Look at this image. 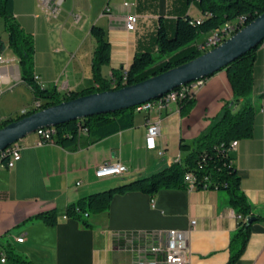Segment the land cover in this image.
<instances>
[{
	"label": "crops",
	"instance_id": "crops-1",
	"mask_svg": "<svg viewBox=\"0 0 264 264\" xmlns=\"http://www.w3.org/2000/svg\"><path fill=\"white\" fill-rule=\"evenodd\" d=\"M53 6L59 8L56 16L40 0H14V15L33 37L34 74L40 76L42 87L61 97L95 85L93 24L105 29L111 44L110 63L102 68L103 76L110 78L114 71L129 68L136 54L155 53L161 18L172 30L180 17H202L199 8L188 6L186 0H60ZM130 15L139 16L135 32L126 28ZM0 37L8 42L3 18ZM17 68L19 61L7 47L0 54V119L22 116L21 111L35 102ZM253 73L251 102L257 110L253 135L239 140L230 154L243 191L261 220L253 223L235 264H264V44L257 49ZM19 87L30 93L29 103L12 97ZM233 102L227 73L221 70L205 80L190 110L183 112L181 104L172 103L161 111L138 112L132 128L99 141L82 133L71 147L39 145L36 133L23 138L17 143L21 160L13 169L0 168V255L10 245L33 264H140L156 260L149 249L166 243L168 231L178 230L187 232V264H227L238 219L224 192L182 187L160 189L152 196L128 192L116 195L105 212L91 215L89 225L65 213L70 203L83 197L150 177L184 159L193 142ZM149 119L160 121L156 148L151 150L146 145ZM184 145L191 148L183 149ZM107 162H121L128 171L120 177L97 178L96 169ZM48 211L56 213L54 223L38 217ZM19 237L24 241L17 242ZM8 259L0 264H19Z\"/></svg>",
	"mask_w": 264,
	"mask_h": 264
},
{
	"label": "trees",
	"instance_id": "trees-1",
	"mask_svg": "<svg viewBox=\"0 0 264 264\" xmlns=\"http://www.w3.org/2000/svg\"><path fill=\"white\" fill-rule=\"evenodd\" d=\"M186 3L188 6L196 5L202 17L200 19H194L190 15L180 17L172 30L161 18L156 30L155 53L145 51L136 54L127 70L114 71L110 78L103 76L102 68L110 63L111 44L105 29L93 24L90 35L96 44L92 58V75L95 85L79 92H70L64 97L55 90L45 89L41 82L35 79L33 37L28 35L16 20L14 0H0V18L4 19L8 34V42L0 37V54L7 47L13 51L19 61L23 82L31 88L35 101H39L41 106L46 108L79 96L118 90L195 59L203 54L198 48L201 36H208L227 25L241 29L264 12L263 0H186ZM258 47L240 56L223 69L227 73L234 102L232 105L224 106L221 118L193 142L192 150L184 159L150 177L72 202L67 206L65 216L89 225L88 218L105 212L116 195L138 191L152 196L160 189L187 188L186 174L193 173L197 179V190L208 189L227 194L228 205L234 210L238 219L237 230L231 238V255L227 262V264H235L245 251L253 223L261 220V217L254 214L253 207L243 191L241 179L229 149L233 141L247 139L253 135L257 110L251 102V95ZM194 99H186L179 103L183 112L193 107ZM34 112L35 110H31L28 115ZM137 113L136 108H130L59 125L56 142L63 147L75 146L82 133H87L94 141L102 140L132 128ZM23 117L25 116L0 119V129ZM182 148L191 147L184 145ZM55 215L54 211H48L39 214L38 217L51 224L55 222ZM6 252L7 257L19 264H33L28 259L17 255L10 245L7 246Z\"/></svg>",
	"mask_w": 264,
	"mask_h": 264
},
{
	"label": "water",
	"instance_id": "water-1",
	"mask_svg": "<svg viewBox=\"0 0 264 264\" xmlns=\"http://www.w3.org/2000/svg\"><path fill=\"white\" fill-rule=\"evenodd\" d=\"M264 42V12L221 45L142 82L118 90L92 93L41 108L0 129V154L40 128L122 111L161 98L166 93L226 68L240 56Z\"/></svg>",
	"mask_w": 264,
	"mask_h": 264
},
{
	"label": "built area",
	"instance_id": "built-area-1",
	"mask_svg": "<svg viewBox=\"0 0 264 264\" xmlns=\"http://www.w3.org/2000/svg\"><path fill=\"white\" fill-rule=\"evenodd\" d=\"M54 3H60V0H40V5L51 14L56 16L59 12V8L53 6ZM264 1V0H263ZM126 7L130 6L129 3L124 4ZM80 19V15L75 16V21L78 22ZM139 22L138 15H130L127 19L126 28L130 32L137 31V25ZM242 29V28H241ZM239 29H235L230 25H227L222 30L214 32L208 36H206L202 41H199L198 48L199 51L205 53L222 43H224L228 38L234 35ZM127 70V69H125ZM17 74L20 75V70L17 68ZM35 79L37 81H41L40 76L35 75ZM205 83L196 84L195 87H189L187 90H181L180 93H177L176 96H170V98H165L163 102H160L158 105H151L149 107H141L136 110L141 113H150L153 110H163L170 107L172 103H180L183 100H188L195 98L196 92L201 89ZM34 103H37L35 101ZM42 107H37L41 109ZM31 111L24 109L21 112V115H26ZM38 136V144L42 145L45 143H57L56 135L57 130H53V127H45L40 128L36 132ZM160 135V121L159 120H147V137H146V145L148 149L156 148V140ZM237 140L233 141L230 145V151L234 150L238 145ZM21 160V148L19 145L13 144L9 146L6 150H4L0 154V168L4 169H13L16 164ZM182 159L178 158L175 162H180ZM128 171L126 165L121 162H107L100 165L95 172L97 178H111V177H120L123 176ZM187 183L188 190H196V176L193 173H187L185 177ZM196 221H192L191 225L194 226ZM24 238H17V242H23ZM151 254L157 257L156 260L142 262L140 264H187L188 263V255H189V247L187 244V232L171 230L167 233L166 243H159V245L153 246L149 249ZM158 256H161L162 259H159ZM7 261V256L5 253H1V263H5Z\"/></svg>",
	"mask_w": 264,
	"mask_h": 264
},
{
	"label": "bare ground",
	"instance_id": "bare-ground-1",
	"mask_svg": "<svg viewBox=\"0 0 264 264\" xmlns=\"http://www.w3.org/2000/svg\"><path fill=\"white\" fill-rule=\"evenodd\" d=\"M202 83H205V79H199V80L193 81L191 83H188L186 85H182V86H180L178 88H175L174 90L166 93L165 95H163L159 99L151 100V101H148V102H146L144 104H141V105L137 106L136 110L140 109L141 107H149L151 105H158L160 102H163V100H165V98H170V96H176L177 93L181 92V90H187L189 87H195L196 84H202ZM37 107H43V105L41 106L40 102L37 101V103H34L33 107L31 109H29V110L30 111L31 110H35L36 111ZM26 114H28V113H26ZM53 130H57V127H53ZM16 145H17V143H16Z\"/></svg>",
	"mask_w": 264,
	"mask_h": 264
},
{
	"label": "rangeland",
	"instance_id": "rangeland-1",
	"mask_svg": "<svg viewBox=\"0 0 264 264\" xmlns=\"http://www.w3.org/2000/svg\"><path fill=\"white\" fill-rule=\"evenodd\" d=\"M25 89H26V88H21V87L17 88V90H16L14 96H12V97H13V98L16 97L17 101L20 102V103H23V102H25V101H28V103H29L30 93L27 92V90H25ZM7 103H8V102H7ZM7 103H6V104H7ZM26 108H29V107H26ZM23 110H24V109H23ZM21 112H22V111H21ZM138 114H139V113H138ZM0 258H1V255H0ZM8 261H9L10 263H14V259H12V258H9Z\"/></svg>",
	"mask_w": 264,
	"mask_h": 264
}]
</instances>
